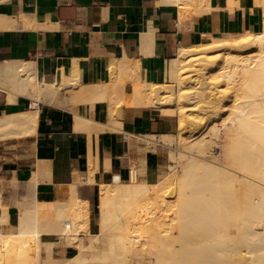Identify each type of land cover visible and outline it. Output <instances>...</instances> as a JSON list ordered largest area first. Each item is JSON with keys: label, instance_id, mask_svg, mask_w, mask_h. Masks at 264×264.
I'll return each mask as SVG.
<instances>
[{"label": "bare ground", "instance_id": "obj_1", "mask_svg": "<svg viewBox=\"0 0 264 264\" xmlns=\"http://www.w3.org/2000/svg\"><path fill=\"white\" fill-rule=\"evenodd\" d=\"M167 2L184 8L209 4ZM209 38L199 46L180 48L170 62L169 79L179 86L177 93L152 94L150 85L132 81L130 100L136 105L154 106L173 116L174 103L187 108L203 102L202 108L212 113L206 128L190 137L183 135L186 116L180 115V155L169 150L177 140L174 134L145 137L147 155L155 157L158 146L168 148L169 171L154 178L148 174L149 161L142 160L138 166L132 163L128 180L100 185L97 229L91 205L76 185L67 202L50 208L52 221L46 222L33 200L22 209L15 227L9 225L0 196V264H264V28ZM10 65L3 73L20 83L18 90L28 97H54L60 89L76 85L71 77L64 85L43 84L28 66ZM193 74H199L205 86L198 79L191 83ZM81 93L77 97L82 100L89 91ZM86 97L90 99L88 95L83 100ZM37 111L0 118V140L35 134ZM190 116L204 119L200 112ZM44 233L55 234L57 240L43 244ZM55 244L61 246L64 260L54 258ZM69 248L74 254L66 257Z\"/></svg>", "mask_w": 264, "mask_h": 264}, {"label": "crops", "instance_id": "obj_2", "mask_svg": "<svg viewBox=\"0 0 264 264\" xmlns=\"http://www.w3.org/2000/svg\"><path fill=\"white\" fill-rule=\"evenodd\" d=\"M167 1L0 0V118L38 110L35 134L0 140V196L10 226L33 200L52 221L50 208L67 202L75 185L93 215L99 186L128 178L143 139L177 128L175 116L130 100L132 81L150 85L152 94H174L178 85L168 69L180 48L204 44L210 35L264 28L263 0H209L186 8ZM14 64L31 68L43 84L75 78V88L42 101L28 97L6 72L4 78ZM78 92L90 99L81 100ZM158 153L151 156L155 163ZM56 240L55 234L42 235L45 245ZM72 254L69 248L66 256Z\"/></svg>", "mask_w": 264, "mask_h": 264}, {"label": "rangeland", "instance_id": "obj_3", "mask_svg": "<svg viewBox=\"0 0 264 264\" xmlns=\"http://www.w3.org/2000/svg\"><path fill=\"white\" fill-rule=\"evenodd\" d=\"M206 67H208V66H206ZM193 75H194V77L191 76L192 77L191 83L194 82V79H198L199 83L201 85L204 84V86H205V82H204L203 78L201 76H199V74H193ZM194 83H196V82H194ZM178 90H179V86H178ZM175 93H177V92H175ZM183 105H186V104L180 105L178 103H174L175 114L173 116H175V120L177 121V128H176L175 132H173L172 134L175 135V139H177L179 137V130H180L179 129V121H180L181 116H183V114L186 116V121L184 123V132H183V135L185 137L197 135L200 131H203L206 128V126L211 122V118H212V113L210 112V109L207 110V109L202 108L203 106L206 105L203 102H201V103H193L192 102V103H190V105H193V106H187V108H184ZM195 112L201 113V116L204 117L203 121H201V122L196 121L192 116H190L192 113H195ZM9 138H12V137H9ZM3 139H7V138H3ZM145 140H146V138L143 139V145L139 149L140 153H141V157L138 160H132L131 164H130V168L132 166V163H136V165L138 166L140 161L147 160V158H149L150 164H149L148 168L152 169V171L150 172V173H152L151 175L154 176V178H157L158 176L160 177V176H162V174L169 171V169H168V166L170 165V160H169V156H168L169 150L175 152L177 155H180L183 147L180 144V142H177L178 139L176 140V142H174V145L169 148V150L166 147L163 148L162 146H158L157 149L160 148L161 152L158 153L159 151L156 150V152L158 153V161H156V163H155L153 161V159L151 158L152 155H147L148 152H146L144 150ZM156 152H155V157L157 156ZM128 179H129V175H128L127 179L121 178L120 180H116V181H126ZM90 216L94 221L93 227L95 229H97L98 214L96 211V207L94 209L93 215H92V210H91ZM53 256L57 260H64V255L62 254L61 246L59 244L54 245ZM65 256H66V254H65ZM66 257H69V256H66Z\"/></svg>", "mask_w": 264, "mask_h": 264}, {"label": "built area", "instance_id": "obj_4", "mask_svg": "<svg viewBox=\"0 0 264 264\" xmlns=\"http://www.w3.org/2000/svg\"><path fill=\"white\" fill-rule=\"evenodd\" d=\"M117 177V176H116ZM115 178V177H114Z\"/></svg>", "mask_w": 264, "mask_h": 264}]
</instances>
